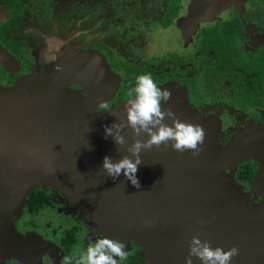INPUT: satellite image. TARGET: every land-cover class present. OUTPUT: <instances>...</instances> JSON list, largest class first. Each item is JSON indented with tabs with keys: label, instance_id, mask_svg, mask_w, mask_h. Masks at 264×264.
Masks as SVG:
<instances>
[{
	"label": "water",
	"instance_id": "obj_1",
	"mask_svg": "<svg viewBox=\"0 0 264 264\" xmlns=\"http://www.w3.org/2000/svg\"><path fill=\"white\" fill-rule=\"evenodd\" d=\"M2 55L10 58L0 46ZM75 76L68 71L50 78L28 75L0 87V207L23 206L32 188L47 186L67 195L81 221L136 241L156 264H185L193 237L225 251L238 248L231 264H264V196L261 203L246 205L240 186L224 172L245 158H226L233 146L224 150L217 144V120L192 109L171 84L162 86L172 94L163 107L182 122L202 126L203 151L196 157L171 145L142 151L137 189L123 173L113 180L102 169L104 157L118 162L129 155L131 129H124L127 144L119 147L105 138V126L126 121L130 98L100 108L114 98L119 80L113 82L104 61L94 62L82 80ZM71 83L81 84L84 95L67 89ZM165 122L171 126V120ZM263 156L249 155L259 164L256 183L263 178ZM40 251L35 241L7 233L0 223V258L37 261ZM193 264L201 262L193 258Z\"/></svg>",
	"mask_w": 264,
	"mask_h": 264
},
{
	"label": "flooded vegetation",
	"instance_id": "obj_2",
	"mask_svg": "<svg viewBox=\"0 0 264 264\" xmlns=\"http://www.w3.org/2000/svg\"><path fill=\"white\" fill-rule=\"evenodd\" d=\"M184 1L186 3L183 6L179 3L181 0H168L156 24L151 25V27L148 26V28H145V26L140 28L144 30L143 33L145 36L153 34L155 37L151 44L153 47H149V42L145 37H142L141 31L139 30L140 36L136 44V55H140V61H138V58L128 60L122 55L118 56V52L113 47L105 43L94 42L88 46L89 49L86 50V55L78 56L72 54V57L68 58L72 61V67L68 65L69 68L67 71L73 72V74L77 75L75 76L76 78L82 80L84 74H88L92 71L94 62L100 63V61H104L109 70L115 74L113 82L116 78L119 79L118 89L114 97L122 84L124 74L122 65L130 67L136 72L145 71L146 73H150L154 78L165 76L167 78L164 81L157 82L159 88L171 84L185 95L187 103L193 109L202 113L206 118H214L218 121L219 130L217 131L215 140L222 149H225L233 143L231 150L232 157H230V159H243L245 155L256 156L260 152H264V25L260 20V13L264 11V0H233V4L224 5L219 9V12H213L212 7L209 8L208 5L213 4V6H217L223 3L222 1L224 0ZM28 3L29 0H26V3L22 6V18L19 24L14 29L4 34L5 38L9 41L19 43V48L24 52L28 60L27 74L22 73L24 69L21 66L20 60L0 44V46L16 60L18 67L12 70L14 79L16 77L18 78L15 82L21 77L30 75L31 67L29 57L22 47V41L19 39L11 40L8 35L14 33L22 26L25 9ZM170 3L177 7V13L167 27H162L161 19L164 17ZM245 3H248V8L243 9L244 12H242L240 6L243 8ZM193 5L202 7L199 11L203 9V13L200 14L201 16L193 20L194 24H192L191 18H189V9L192 8ZM0 11H4L5 14H0V19H3L0 24H2L9 19L10 11L6 5H0ZM232 18L236 19L239 24L240 39L236 40L235 38V42H227L225 45L229 47H233L234 45L236 48V54H234V56L240 53L245 57V61H234L240 67H231L228 73L212 74L214 48L209 47L208 50H205V42H203L202 38L200 39L198 34L201 30L211 29L215 25H220ZM176 28L178 29L176 30ZM159 31L162 34H160ZM166 33L174 34L176 39L173 43L170 38L169 41H164V35ZM212 40L219 44L214 38ZM193 41H196V43H192ZM183 43H186L188 47H197L203 56L209 57L204 69L195 70V66L191 63L192 61H188L186 58L178 59L176 53H168L167 62L169 66H164L165 69H160L159 63L161 61L157 54L161 51V47L163 49L165 46L170 47L173 52L174 49H180ZM210 44L214 45L212 41ZM101 49L107 50L112 55V59H109L106 51ZM230 51L231 49L227 50L223 55L228 56ZM97 55L101 56L102 59L97 57ZM247 56L250 58H247ZM112 61H114L116 65H121L114 67ZM135 61H137V67L133 64ZM183 68H186L185 74H183ZM5 71L6 70L0 66V75L4 74ZM69 85L76 90L79 88L77 91H81V93H83L82 95H84L81 84L71 83ZM113 99L107 103L108 107L111 106ZM242 164L254 165L255 176L250 183L241 182L236 178L238 166ZM232 168H234V170L230 173L229 170ZM223 170L229 173V175L231 174L234 178V182L243 188V192L247 193L252 189L254 179L259 171V164L254 159L248 158L239 162L235 167L229 165V169L223 168ZM49 189L50 188L46 186H44V188H37L43 195L38 198V201L42 203L38 210L35 212L31 211L30 207L25 205L24 202L23 211L27 219L37 218L44 212L51 210L58 212L61 218H63L64 222L62 223L64 226L66 225V227L58 237L57 246L63 255L60 264H64L66 256L64 249H67L71 256L76 247L79 246L83 250H86L89 241L94 242L97 239L108 236L105 234V236L102 235L103 233H100V229L95 228L94 225L84 224L76 216L69 218L70 214L67 213V210L71 212L70 210L72 207L67 202L68 199L61 191L55 190V193H50L48 191ZM45 198L46 200L42 201ZM38 201H34V203L40 204ZM65 217L72 220V223H65V221H67ZM27 219L24 221L23 226L36 229L37 225L32 221H27ZM140 252L141 250L134 251L129 253V256L136 254L139 258L143 259L145 257L144 252L142 256Z\"/></svg>",
	"mask_w": 264,
	"mask_h": 264
},
{
	"label": "rangeland",
	"instance_id": "obj_3",
	"mask_svg": "<svg viewBox=\"0 0 264 264\" xmlns=\"http://www.w3.org/2000/svg\"><path fill=\"white\" fill-rule=\"evenodd\" d=\"M167 1L29 0L25 9L22 26L8 36L11 40L19 39L22 41V47L25 49L30 61L31 71L29 76L32 77L50 78L60 75L64 76L69 66L72 67V61L68 58L72 57V54L78 56L86 55V50L89 49L88 46L94 42L105 43L113 47L118 52V56L122 55L128 60L138 58V61H140V55H136V44L140 36L139 30L142 37H145L149 42V47H153L151 44L154 41V35L148 34L145 36L144 30L140 28L144 26L148 28V26L155 25L158 17L165 9ZM222 2L217 6H213V4H209L208 6L209 8L212 7L213 12H219V9L224 5L233 4V0H224ZM179 3L184 6L186 2L181 0ZM201 8L193 5L189 9V18H191L192 22L203 13V9L199 11ZM247 8L248 3H245L243 8L240 6L242 12H244L243 9ZM159 33L162 34L160 31ZM169 38L172 43L176 39L174 34L166 33L164 41H169ZM192 43H196V41ZM181 46L180 49H174L173 52L170 47L165 46L164 49L161 47L159 55L157 54L161 61L159 63L160 66L158 65L161 67L160 69H165L164 66H169L167 62L168 53H176L178 59L186 58L188 61H192L191 63L195 66V70L204 69L209 57L203 56L197 47H188L186 43H183ZM136 63L137 61L133 62L134 66H136ZM14 65L15 67H12L11 70H6L4 74L0 75V87L8 88L18 79L17 77L14 79L12 70L18 67L17 63ZM185 69L183 68V74H185ZM66 88L74 91L79 90V88L77 90L73 89L69 84ZM77 92L83 94L81 91ZM232 170L234 168L230 169L229 172L231 173ZM263 173L264 171L261 174L263 178L258 183L256 181L253 182L250 192L245 193L243 192V188L240 187V193L246 205L262 202L260 195L264 196ZM36 188H44V186H36ZM48 191L55 193V189L53 188H50ZM64 196L68 199L67 195L64 194ZM67 202L72 207L71 212L67 210V213L70 214L69 218L74 216L79 218L77 211L73 207V203L69 199ZM69 218L65 217L67 220L65 223H72V220ZM26 219L23 206L20 202L11 209L0 207V223L2 228L14 236L28 237L35 241L41 248L38 260L36 261V259L28 257H2L0 258V264H60L63 255L57 246V240L62 230L66 227L62 223L64 222L63 218L54 210L46 211L37 218H28L27 221H32L37 225L36 229L24 227L23 223ZM82 222L92 225L86 221ZM100 233L107 235L109 238L122 241L126 245L125 250L128 253L141 250L140 255L142 256L144 248L136 241L126 236H117L104 231H100ZM77 249L83 250L79 246L76 247L75 251Z\"/></svg>",
	"mask_w": 264,
	"mask_h": 264
},
{
	"label": "clouds",
	"instance_id": "obj_4",
	"mask_svg": "<svg viewBox=\"0 0 264 264\" xmlns=\"http://www.w3.org/2000/svg\"><path fill=\"white\" fill-rule=\"evenodd\" d=\"M171 95L169 90H162L157 86L150 73L136 77V86L128 92L130 99L124 109L126 121L105 126V138L112 137L119 147L127 144L125 128L131 129L133 140L126 148L129 155L123 156L118 162L104 157L102 169L107 176L116 180L123 173L132 186L139 189L136 173L138 166L142 164V151L154 147L159 149L161 146L167 149L171 145L173 151L182 154L191 152L193 157L200 155L205 132L202 126L182 122L171 109L163 107L171 99ZM99 106L102 109L108 108L105 102H101ZM166 120H171V126ZM145 135L148 139H138ZM125 249L126 245L122 241L105 237L94 242L89 241L86 250L77 249L65 258L64 264H120L129 256ZM238 255L239 249L236 247L225 251L221 247L213 248L209 241L193 237L189 242L185 264H193V258L198 259L201 264H231L232 259Z\"/></svg>",
	"mask_w": 264,
	"mask_h": 264
},
{
	"label": "trees",
	"instance_id": "obj_5",
	"mask_svg": "<svg viewBox=\"0 0 264 264\" xmlns=\"http://www.w3.org/2000/svg\"><path fill=\"white\" fill-rule=\"evenodd\" d=\"M26 3V0H0V5H6L9 8L10 11V17L9 19L0 24V44L8 50L10 53H12L14 56H16L20 62L21 66L24 69L22 73L27 74V68H28V60L24 54V52L19 48V43H15L13 41H9L7 38H5L4 34L14 29L20 22L22 18V6ZM177 13V7L170 3L168 6V9L164 15V17L161 19V25L162 27H167L171 20L176 16ZM260 20L262 24L264 25V11L260 13ZM239 24L236 19L232 18L224 23H221L220 25H215L211 29L201 30L198 34L200 39H203V42H205V50H208L209 47L214 48V54H213V64H212V74H221V73H228L229 69L231 67H240L238 64H236L234 61H245V57L242 56L240 53L236 54L235 46L229 47L225 45L227 42H235L237 39H240L239 37ZM233 37V38H232ZM215 39L219 42L216 43L212 39ZM236 38V40H235ZM235 40V41H234ZM212 41L211 45L210 42ZM210 44V45H209ZM230 54L228 56L223 55L227 52V50H230ZM103 51H106V54L109 59H112V55L104 49H101ZM233 54V55H232ZM247 58H250L247 56ZM112 65L114 67H118L121 64L116 65L114 61H112ZM116 65V66H115ZM124 69L123 74V80L121 87L114 97L111 106H115L118 103H121L129 98L128 92L134 89L136 86V77L141 74H145V71H133L130 67L126 65H122ZM167 77H159L154 78L155 82H162ZM255 176V168L252 164H242L238 166V171L236 173V178L240 180L241 182L250 183ZM42 192L40 190H37V188H32L28 194L25 196L24 202L25 205L30 207V210L35 212L40 208V205L42 204L41 201H38L39 197H42ZM46 200L43 199L42 201ZM34 201L40 202V204L34 203ZM70 237V236H69ZM66 253V257H69V252L67 249H64ZM65 261V260H64ZM120 264H147L144 259L139 258L136 254L128 256L127 260H124L120 262Z\"/></svg>",
	"mask_w": 264,
	"mask_h": 264
},
{
	"label": "crops",
	"instance_id": "obj_6",
	"mask_svg": "<svg viewBox=\"0 0 264 264\" xmlns=\"http://www.w3.org/2000/svg\"><path fill=\"white\" fill-rule=\"evenodd\" d=\"M7 54H9L7 51H6ZM10 58H8L7 56L5 55H2V57H0V66H2L5 70H9V69H12V67H15V63H16V60L14 59L13 56H11L9 54ZM110 71V70H109ZM115 75V74H114ZM175 90H178L177 88H175ZM178 92H181L180 90ZM181 94H183L181 92ZM185 96V95H184ZM186 99V98H185ZM193 109V108H192ZM206 118V117H205ZM209 119V118H207ZM219 130V129H218ZM233 144V143H232ZM228 149L229 150V147L227 146L224 150ZM232 149H230V151H227V157L229 158L228 160H230V157H232V152H231ZM231 155V156H230ZM245 160L249 158L248 155H245L244 156Z\"/></svg>",
	"mask_w": 264,
	"mask_h": 264
},
{
	"label": "bare ground",
	"instance_id": "obj_7",
	"mask_svg": "<svg viewBox=\"0 0 264 264\" xmlns=\"http://www.w3.org/2000/svg\"><path fill=\"white\" fill-rule=\"evenodd\" d=\"M144 255L146 257V258L145 257L144 258L148 262V264H156L154 258L152 257V255L149 252L144 251Z\"/></svg>",
	"mask_w": 264,
	"mask_h": 264
}]
</instances>
